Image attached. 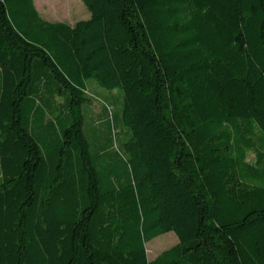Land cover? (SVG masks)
I'll return each instance as SVG.
<instances>
[{
	"label": "trees",
	"instance_id": "16d2710c",
	"mask_svg": "<svg viewBox=\"0 0 264 264\" xmlns=\"http://www.w3.org/2000/svg\"><path fill=\"white\" fill-rule=\"evenodd\" d=\"M82 2L0 0V264H264V0Z\"/></svg>",
	"mask_w": 264,
	"mask_h": 264
},
{
	"label": "rangeland",
	"instance_id": "374dc122",
	"mask_svg": "<svg viewBox=\"0 0 264 264\" xmlns=\"http://www.w3.org/2000/svg\"><path fill=\"white\" fill-rule=\"evenodd\" d=\"M72 4L71 8H66V0H35V5L40 16L51 23H67L75 25L77 22L89 20L91 17L90 12L85 7L82 0H69ZM91 94L93 95L94 102L89 107L88 121L93 123L96 119L103 115V103L106 101L111 104L114 114L118 112V107L115 101L108 99V91L97 86L96 83L91 82ZM118 93V91H115ZM115 96V94H112ZM95 96L99 97L97 99ZM95 124V123H93ZM249 161H254V156L249 155ZM179 240L174 233L163 235L152 242L147 244V252L149 261L155 260L161 253L177 245Z\"/></svg>",
	"mask_w": 264,
	"mask_h": 264
}]
</instances>
